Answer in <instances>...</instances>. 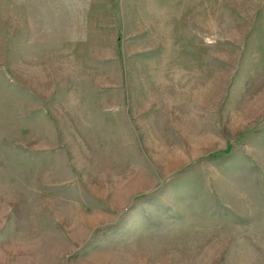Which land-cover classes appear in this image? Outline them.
I'll return each instance as SVG.
<instances>
[{
    "label": "rangeland",
    "instance_id": "rangeland-1",
    "mask_svg": "<svg viewBox=\"0 0 264 264\" xmlns=\"http://www.w3.org/2000/svg\"><path fill=\"white\" fill-rule=\"evenodd\" d=\"M0 264H264V0H0Z\"/></svg>",
    "mask_w": 264,
    "mask_h": 264
}]
</instances>
